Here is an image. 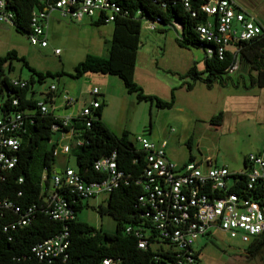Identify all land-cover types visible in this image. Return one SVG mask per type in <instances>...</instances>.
Wrapping results in <instances>:
<instances>
[{"label": "built area", "instance_id": "obj_1", "mask_svg": "<svg viewBox=\"0 0 264 264\" xmlns=\"http://www.w3.org/2000/svg\"><path fill=\"white\" fill-rule=\"evenodd\" d=\"M9 1L0 0V24L14 26V13ZM37 1L39 7L30 11L26 35L31 45L39 47L48 45V20L53 11L76 22L87 17L107 23L129 14L126 8L112 0ZM154 1L165 6L164 0ZM181 2L186 10L192 9V0ZM196 2L206 15V19L196 27L199 41L207 45L201 47L205 55L210 56L215 50L222 58L225 51H237L240 41L264 39L262 20L238 0ZM138 15L139 11L135 17ZM191 15L195 16V11ZM142 21L147 29L161 25L158 19L143 18ZM171 24L178 33L180 25L175 21ZM53 52L57 54L59 49L55 48ZM238 65L236 59L226 69L227 73L232 74ZM8 86L0 94V180L17 165L21 139L34 117L50 118L49 143L54 145L52 153L56 157L59 153H70L72 145L83 143L79 137L81 129L75 125L91 126L96 110L102 105L97 99L101 92L96 86L88 89L91 96L88 102L60 90L54 83L45 89H37L35 82L9 77ZM23 89L26 90L25 99L33 100L32 107H19L20 95L14 90ZM59 98L60 102L56 104ZM72 107H75L72 112L59 113V109L65 111ZM134 140L132 143L142 153L144 165L140 175L133 180L141 187L137 198L139 216L135 223L125 226V232L137 239L139 248L145 249L148 245L160 248L164 244L159 252H167L171 259L167 264H192L198 259V251L193 247L195 239L209 235L211 229L224 231L245 245L264 234V143L260 151L244 157L242 169L232 172L226 166L209 161L201 163L189 159L177 164L167 156L166 140L156 142L140 135ZM92 166L105 176L89 180L76 167L67 164L58 171L54 165L49 170L44 168L40 178L41 204L38 206L41 212L62 226L57 233L32 245L31 254L36 264L67 258L70 245L67 223L75 218L78 200L108 196L120 183L127 184L131 179L130 174L118 168L115 151L96 159ZM22 180L19 177L18 182ZM21 195L22 192L18 191L16 196ZM35 208V204L21 205L0 194V217L8 218L2 225L3 231L28 225L34 218ZM117 262L104 258L99 264Z\"/></svg>", "mask_w": 264, "mask_h": 264}, {"label": "rangeland", "instance_id": "obj_2", "mask_svg": "<svg viewBox=\"0 0 264 264\" xmlns=\"http://www.w3.org/2000/svg\"><path fill=\"white\" fill-rule=\"evenodd\" d=\"M238 2L264 23V0ZM112 30V22L96 24L87 17L76 22L53 11L48 20L46 47L31 45L26 33L0 24V56L14 50L35 71L43 74L62 72L46 76L40 85L35 80L37 89H45L54 83L60 90L88 102L91 100L88 89L96 86L102 92L97 99L104 104L101 118L115 134L127 130L134 143L137 135L156 142L166 140L167 156L177 164L188 161L191 156L197 162L209 161L234 172L242 169L244 157L261 150L264 143V87L243 86V82L249 85L246 62L239 61L238 68L230 74L233 82L221 84L215 81L211 86L198 79L193 82V77L186 74L187 70L195 65L204 76L205 53L200 47L179 46L176 42L178 34L172 27L157 25L156 29H147L142 21L134 67V80L144 93L168 100L173 89L174 103L170 108H157L149 101H137L115 75L86 72L73 77L75 65L86 54L107 55ZM55 48L59 53L53 52ZM11 65L13 70L7 72L9 77L29 79L30 72L20 61L11 60ZM192 82V88L187 89L186 85ZM58 102L60 98L56 104ZM68 111L59 109V113ZM218 112L223 113L220 123H210L211 116ZM63 163L74 168V156L59 153L54 169L61 170ZM106 198L107 195H101L83 200L75 218L102 231L114 232L115 221L96 211L98 204ZM193 247L198 251V259L192 264H264V249L250 257L245 244L217 229L197 237Z\"/></svg>", "mask_w": 264, "mask_h": 264}, {"label": "trees", "instance_id": "obj_3", "mask_svg": "<svg viewBox=\"0 0 264 264\" xmlns=\"http://www.w3.org/2000/svg\"><path fill=\"white\" fill-rule=\"evenodd\" d=\"M112 1L126 8L129 14L118 16L112 22L113 30L107 55L86 54L83 60L75 65L72 76L79 77L86 72L115 75L121 80L125 90L135 95L137 101H149L157 108H170L174 103L173 89L170 92V98L164 100L144 93L142 87L134 80L141 19H158L161 26L172 28L174 27L171 22L175 21L180 25L176 38L177 44L201 48L207 45L199 41L196 27L206 19V15L200 11L196 0H192L191 10H186L181 0H164V7L154 0ZM9 2L14 13L13 27L17 31L26 33L30 11L33 7H39L38 1L10 0ZM138 11L139 15L135 17ZM192 11H195V16L191 15ZM93 22L104 23L101 20H93ZM238 45L237 51H225L222 58L217 56L215 50L210 56L205 55L204 76L195 65H192L186 74L193 77V82L198 79L207 86H211L215 81L225 84L232 81L226 69L238 59V61H245L248 68L246 73L249 85L243 82V86L245 88L264 87V39L240 41ZM11 60L20 61L28 69L30 83L36 80L41 84L46 76L62 74V72L52 74L48 71L43 74L35 71L23 56H18L14 50H11L0 56V94L6 87H9L7 72L13 70ZM193 82L188 83L186 88L191 89ZM235 84H238V81ZM14 91L20 95V108L33 106V100L25 99V89ZM103 105L102 103L96 110L91 126L85 128L81 123L75 125L76 128L81 129L79 137L83 139V143L72 145L70 154L74 156L78 172L86 179L99 180L105 176L104 173L94 170L92 164L96 159L109 155L113 151L116 152L118 168L131 175L127 184L120 183L109 193L105 201L96 207L100 216L107 214L115 221L114 232L102 231L100 228L74 218L67 223L70 232L67 258L65 260L54 259L44 264H99L104 258L118 260L115 264H167L171 259L166 251L159 252L162 251L161 246L155 248L148 245L145 249L139 248L137 239L125 232V226L135 223L139 216L137 198L141 194V187L133 180L141 173L144 165L143 157L133 145L127 130L117 135L102 120ZM222 116V112L211 116L210 123L219 124ZM49 120L48 116L34 117L33 123L29 125L27 133L21 139L17 165L3 180H0L1 196L16 200L21 205H36L31 222L15 230L3 231L2 225L8 218L0 217V264H36L31 254L32 245L61 229L62 224L50 219L40 211L38 206L41 204L39 197L41 174L44 168L49 170L55 163L52 153L54 145L49 143L51 137ZM189 159L193 158L190 156ZM19 177L23 179L20 183L18 182ZM18 191L22 192L21 196H16ZM81 207L82 201L78 200L75 214ZM262 249H264V234L259 239L245 245L246 253L250 257L256 256Z\"/></svg>", "mask_w": 264, "mask_h": 264}, {"label": "crops", "instance_id": "obj_4", "mask_svg": "<svg viewBox=\"0 0 264 264\" xmlns=\"http://www.w3.org/2000/svg\"><path fill=\"white\" fill-rule=\"evenodd\" d=\"M101 92V91H100ZM102 93V92H101ZM74 109H75V107H72L71 109H69V111L71 110V112L72 111H74ZM101 115H102V113H101ZM66 163H63V164H61L62 165V167H63V165H65Z\"/></svg>", "mask_w": 264, "mask_h": 264}]
</instances>
